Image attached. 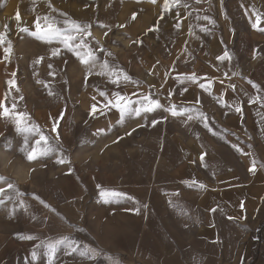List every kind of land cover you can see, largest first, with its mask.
Here are the masks:
<instances>
[{
  "label": "rangeland",
  "instance_id": "1",
  "mask_svg": "<svg viewBox=\"0 0 264 264\" xmlns=\"http://www.w3.org/2000/svg\"><path fill=\"white\" fill-rule=\"evenodd\" d=\"M164 5L0 0V112L26 113L53 148L27 159L39 136L25 146V134L0 117V264H264V0ZM46 16L60 28L66 19L90 26V35H64L73 48L83 40L77 50L94 52L95 67L63 37L31 34ZM114 93L132 109L144 96L162 107L122 116L105 107ZM104 190L122 195L106 202ZM226 232L235 238L228 258Z\"/></svg>",
  "mask_w": 264,
  "mask_h": 264
},
{
  "label": "snow or ice",
  "instance_id": "2",
  "mask_svg": "<svg viewBox=\"0 0 264 264\" xmlns=\"http://www.w3.org/2000/svg\"><path fill=\"white\" fill-rule=\"evenodd\" d=\"M153 2H155V0H153ZM174 2H178V0H174ZM165 8L168 7V0H165ZM53 11H56L55 9H53ZM136 14L133 13V19H135ZM16 19L19 21L20 17L19 14H17ZM204 19H209L208 17H204ZM41 18L37 17V22L35 23V31L32 32L31 34L36 36L38 39L41 40H46L47 42H51L53 39H57L59 37H63V40L61 41L65 47H67L69 49V51H73L75 53V55H77L78 57H80L81 59V63L84 64H91L92 67H95V62H96V57L94 52H92L91 50H89L87 52L86 55H81V52L78 51L77 49H80L82 47H87L83 40L81 41V44L76 45L75 48H73V46L71 44H69V41L74 39L73 36H65L64 33L67 30V28H72L74 30H76L77 33L82 34L84 36L90 35V32L88 31L89 29V25L85 24V25H81L76 21H71L69 22L67 19L64 21V25L65 28H60L57 27V21L54 17H43V21L46 25V27H44L42 29L40 21ZM260 22V16L257 15L256 17V22L252 24L253 28H256L258 26V23ZM121 27H123V25H121ZM21 31H28V28H21ZM3 34H0V42L3 41ZM5 51V59L9 58V54L11 52V42H8V47L4 49ZM59 49L58 48H54L52 50V55H57L59 53ZM107 55H111V53H107ZM229 58V54L227 53V51H225V53L222 56L217 57V59L220 60H224ZM38 62V61H37ZM102 69H104L105 71H107L108 69V62L105 61L102 65H101ZM101 75L104 74V71H102L100 73ZM112 73L109 72V75H111ZM13 76H15L16 74L13 73ZM130 77H128L126 74L124 75V80L127 81L129 80ZM189 79H195V77H190ZM114 83L119 82L118 80H114ZM9 84H14V81L9 80L8 81ZM251 83V82H250ZM203 87V85H201ZM234 87V86H233ZM255 87V85H254ZM17 91H19V89L17 88ZM51 94V93H50ZM101 96H104L105 93L101 92L100 93ZM114 97V101H108V103L105 105V107H108L109 105H111L112 107H115L117 109H119L121 115L123 116L125 113H129V112H133L135 115H140L142 112L143 113H148V112H153L155 109L162 107V105L160 104V102L158 100H154L151 99L148 96H144L142 98V101H137V107H135L134 109H132L130 107V101L128 100V98L126 96H121L119 93H114L113 94ZM95 101V97L92 98ZM255 99H259L258 97ZM251 102V100L249 101ZM3 105L0 104V107H2ZM13 109H15V104L13 103ZM97 105L95 103L92 104V109L89 113V115H95L97 113ZM101 113L103 112V109L99 110ZM171 114L173 116L179 115L181 113H178L175 108L173 107L172 109H170ZM183 111V110H181ZM235 111L237 113H240L242 111L240 106H236L235 107ZM0 117H6L12 120V122L15 124L16 129L18 132L24 133L25 134V146L28 144V135L31 134H36L39 136V139L35 141V144L32 146L31 151L27 152V159L29 160H33L36 159L40 156H45L47 155L50 151L53 150L52 146L49 143V137H46L43 132L40 130L38 125L35 124H28L27 123V114L24 112H16V111H9L7 108H5L2 112H0ZM191 119V117H189ZM153 125L157 124L158 122L156 120L152 121ZM207 127V124L205 125ZM53 132H56V124L54 123L52 125V129ZM58 138V137H57ZM204 158V154L201 155V160H203ZM58 162L63 163L64 160H58ZM255 164L256 162L253 161V166L249 168V171H254L255 170ZM9 189L13 188L12 184H8L7 186ZM198 187L200 188H204L205 185L203 184H199ZM4 191V189H0V193H2ZM102 197L105 198L106 202L116 198L118 196H121V193H117L115 191H111V190H104L101 192ZM3 201H0V203H2ZM213 211H215L213 209ZM27 238H31V237H27ZM56 243H59V241H57ZM48 254H49V258L51 261V258L53 257L55 251H56V244H48ZM37 255V253L35 251L32 252V256L33 258H35Z\"/></svg>",
  "mask_w": 264,
  "mask_h": 264
},
{
  "label": "crops",
  "instance_id": "3",
  "mask_svg": "<svg viewBox=\"0 0 264 264\" xmlns=\"http://www.w3.org/2000/svg\"><path fill=\"white\" fill-rule=\"evenodd\" d=\"M264 63V62H263ZM263 65V68H264V64H262ZM260 121L261 122H264V115L263 114H261V116H260ZM262 143L264 142L263 140L261 141ZM200 163V162H199ZM201 166V165H200ZM184 195H185V198L186 199H184L185 200V202H183L185 205V208H191V207H193L194 206V203H190V202H187V199H188V193L187 192H185L184 193ZM196 204V203H195ZM188 206V207H187ZM199 212H197V214H198ZM227 234H225L224 233V239L220 242L222 245H223V248H224V257H226V258H228L229 257V254H230V250H231V245L234 243V241H235V238L234 237H232L228 232H226ZM195 245V244H194ZM198 246H199V244H197ZM197 245H195V246H197ZM200 245H203V244H201L200 243ZM212 247L209 249V247H206V250H204V252H203V254L206 256L208 253H209V256H207V259L208 258H212L213 257V252H212ZM199 251H200V249H199ZM207 253V254H206ZM207 259H206V262H207ZM210 264H215V263H213V262H211Z\"/></svg>",
  "mask_w": 264,
  "mask_h": 264
}]
</instances>
